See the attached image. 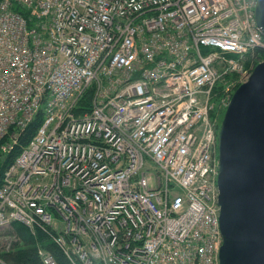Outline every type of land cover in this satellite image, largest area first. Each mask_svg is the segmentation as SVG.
<instances>
[{
    "label": "built area",
    "instance_id": "built-area-1",
    "mask_svg": "<svg viewBox=\"0 0 264 264\" xmlns=\"http://www.w3.org/2000/svg\"><path fill=\"white\" fill-rule=\"evenodd\" d=\"M257 5L1 0L0 142L44 121L6 173L0 236L41 229L72 264H220L213 99L264 49Z\"/></svg>",
    "mask_w": 264,
    "mask_h": 264
},
{
    "label": "water",
    "instance_id": "water-1",
    "mask_svg": "<svg viewBox=\"0 0 264 264\" xmlns=\"http://www.w3.org/2000/svg\"><path fill=\"white\" fill-rule=\"evenodd\" d=\"M256 21L264 36V0ZM218 140L220 264H264V60L235 91Z\"/></svg>",
    "mask_w": 264,
    "mask_h": 264
},
{
    "label": "trees",
    "instance_id": "trees-1",
    "mask_svg": "<svg viewBox=\"0 0 264 264\" xmlns=\"http://www.w3.org/2000/svg\"><path fill=\"white\" fill-rule=\"evenodd\" d=\"M1 1V0H0ZM264 60V49L259 48L253 51L245 61L247 68H255ZM239 75H230L222 81L217 90L213 101L216 102V110L212 113L214 117L223 110L222 102L227 99L226 89L230 84H235L237 88L241 82ZM94 98V88L90 89L81 100V105L90 107ZM221 106V107H220ZM88 110V109H87ZM44 121V114L39 113L34 121L24 130L16 133L17 141L12 140V135L16 132L15 128L0 142V189L3 186L5 176L9 168L15 163L16 159L22 153V150L28 146ZM6 148V149H5ZM10 237V243L7 247L0 250V259L9 264H45L40 255V250L45 249L51 253L58 264H72L71 260L63 250L51 239L49 235L41 229H37L35 234L26 225L15 222L5 234Z\"/></svg>",
    "mask_w": 264,
    "mask_h": 264
},
{
    "label": "rangeland",
    "instance_id": "rangeland-1",
    "mask_svg": "<svg viewBox=\"0 0 264 264\" xmlns=\"http://www.w3.org/2000/svg\"><path fill=\"white\" fill-rule=\"evenodd\" d=\"M236 90H237V86H236ZM224 114H225V111H220V113H217L214 117H216V119H218V121L222 122L223 121V118H224ZM8 242L9 240L8 239H5L4 237L0 236V250L7 247L8 245Z\"/></svg>",
    "mask_w": 264,
    "mask_h": 264
},
{
    "label": "bare ground",
    "instance_id": "bare-ground-1",
    "mask_svg": "<svg viewBox=\"0 0 264 264\" xmlns=\"http://www.w3.org/2000/svg\"><path fill=\"white\" fill-rule=\"evenodd\" d=\"M246 68H247V67H246ZM247 69H249V68H247ZM253 70H254V68L250 69L251 74H252ZM239 77H240V76H239ZM247 80H248V79H247ZM247 80H246V81H247ZM244 82H245V81H244ZM244 82H243V83H244ZM243 83H241V84H243ZM241 84H240V85H241ZM235 91H236V88L234 89L233 95H234ZM233 95H232V97H233ZM232 97H231V99H232ZM230 101H231V100H230ZM226 109H227V108H226ZM226 109H225V111H226ZM8 264H9V263H8Z\"/></svg>",
    "mask_w": 264,
    "mask_h": 264
}]
</instances>
